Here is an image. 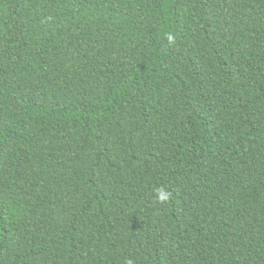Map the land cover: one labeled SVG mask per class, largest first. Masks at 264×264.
<instances>
[{"label":"trees","instance_id":"trees-1","mask_svg":"<svg viewBox=\"0 0 264 264\" xmlns=\"http://www.w3.org/2000/svg\"><path fill=\"white\" fill-rule=\"evenodd\" d=\"M0 264H264V0H0Z\"/></svg>","mask_w":264,"mask_h":264}]
</instances>
